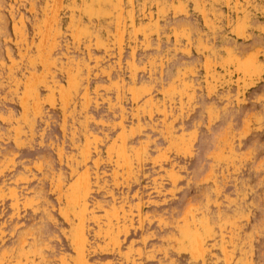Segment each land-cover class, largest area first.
Listing matches in <instances>:
<instances>
[{
	"label": "rangeland",
	"instance_id": "374dc122",
	"mask_svg": "<svg viewBox=\"0 0 264 264\" xmlns=\"http://www.w3.org/2000/svg\"><path fill=\"white\" fill-rule=\"evenodd\" d=\"M0 264H264V0H0Z\"/></svg>",
	"mask_w": 264,
	"mask_h": 264
}]
</instances>
